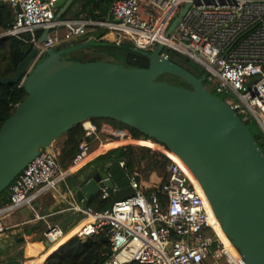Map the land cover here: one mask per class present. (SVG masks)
<instances>
[{
	"label": "built area",
	"instance_id": "built-area-1",
	"mask_svg": "<svg viewBox=\"0 0 264 264\" xmlns=\"http://www.w3.org/2000/svg\"><path fill=\"white\" fill-rule=\"evenodd\" d=\"M1 1L14 8L15 18L0 37L30 33L38 46L32 66L48 48L87 35L96 26L112 34L111 41L117 45L129 40L135 48L152 52L162 42L165 48L201 64L220 97L245 122L258 123L264 132V0H114L108 19L70 20L57 18L59 0ZM189 2L191 6L166 38L170 25ZM46 29L47 41L40 43L37 33L41 31L42 36ZM163 56L168 57L165 50ZM83 127L84 140L68 167L60 163L63 145L54 141L11 183L9 202L0 205V234L7 229L4 215L32 206L40 194L56 190L68 176L105 153L106 144L121 142V146L148 148L156 155L164 166L162 181L150 183L145 190L142 172L130 170L128 161L121 159L135 195L116 199L104 210L73 204L70 209L84 217L68 229L49 225L43 235L52 245L64 237L67 242L102 235L111 244L103 264H246L227 234L224 239L217 233L218 217L195 175L176 153L115 119H91ZM102 191L104 199L110 196Z\"/></svg>",
	"mask_w": 264,
	"mask_h": 264
},
{
	"label": "water",
	"instance_id": "water-1",
	"mask_svg": "<svg viewBox=\"0 0 264 264\" xmlns=\"http://www.w3.org/2000/svg\"><path fill=\"white\" fill-rule=\"evenodd\" d=\"M75 0H59L62 18ZM191 3L167 30V38ZM21 10V7H18ZM49 29L39 42L47 41ZM91 39L63 48H48L34 66L38 46L19 64L14 76L0 83H20L27 96L0 127V194L34 160L41 149L75 125L111 118L153 137L176 153L201 185L222 229L246 264H264V140L198 77L163 56L164 43L152 52L134 47L149 59L148 67H125L105 60L67 57ZM173 74L189 87L159 77ZM70 191L83 207L101 190L111 197L135 195L118 159H103L74 175ZM45 244L51 242L45 238ZM61 247V246H60ZM50 253L47 257L52 255ZM0 264H23L18 258Z\"/></svg>",
	"mask_w": 264,
	"mask_h": 264
},
{
	"label": "trees",
	"instance_id": "trees-1",
	"mask_svg": "<svg viewBox=\"0 0 264 264\" xmlns=\"http://www.w3.org/2000/svg\"><path fill=\"white\" fill-rule=\"evenodd\" d=\"M81 0H75L69 10H73L76 4ZM92 6L94 17L101 18L108 14L110 5L114 0H88ZM98 13L96 14V11ZM81 15L78 14L77 17ZM63 16L62 19H65ZM15 18L14 8L9 4L0 0V33H3L13 26ZM107 30L102 27H93V30L87 35L74 38L70 43H64V47L81 44L88 39L95 42L94 45L83 47L74 52H71L67 57L76 58L81 61L105 60L110 62L119 63L122 66L133 67H148L149 59L134 51V48L127 40H124L120 45L115 42L107 40L104 37ZM38 39L41 36V31L37 33ZM35 46L32 41L30 33H24L20 36L9 35L0 38V75L1 76H14L17 72L19 64L31 53ZM62 48V47H61ZM115 51H120L122 55L115 54ZM168 58L173 62L188 69L198 77L206 74L205 68L197 65L190 57L180 56L178 51L169 48L165 51ZM179 55V56H178ZM177 56L179 58H177ZM172 78V81L170 82ZM160 80L169 81L175 85L189 87L188 83L180 77L173 74H163L159 77ZM209 81V80H207ZM206 85V83H205ZM207 86V85H206ZM27 93L24 89L22 82L4 84L0 83V127L1 124L14 112L16 106L21 103ZM220 97V96H219ZM247 124L256 122H246ZM137 134H140L135 130ZM85 129L82 124L75 125L68 133L64 134V145L60 154V163L63 167H68L78 152V147L81 141L84 140ZM260 136L261 132L259 131ZM148 150V148H142ZM137 153L132 146L118 147L110 150L100 159H126L128 167L132 170L133 165L137 160ZM156 160V159H155ZM157 164L164 169L160 161ZM164 200L165 195L159 194ZM95 196L88 201V207H93L96 210H104L110 208L116 198L102 196ZM9 202V188L0 194V205ZM111 252V244L107 238L102 235H94L81 239L78 237L71 238L65 242L61 247L56 250L52 255L46 258L44 264H103L107 258V254ZM141 264V263H131Z\"/></svg>",
	"mask_w": 264,
	"mask_h": 264
},
{
	"label": "crops",
	"instance_id": "crops-1",
	"mask_svg": "<svg viewBox=\"0 0 264 264\" xmlns=\"http://www.w3.org/2000/svg\"><path fill=\"white\" fill-rule=\"evenodd\" d=\"M70 7L63 15L66 16L65 19H96V17L91 14L92 6L88 0L79 1L73 8V10H69ZM109 10L108 14L105 16L106 18H109ZM97 13L98 10L96 11V14ZM78 14H80L81 16L77 17ZM105 17H101L100 19H104ZM103 38L111 41L113 35L105 34ZM64 141L65 138L61 143H57L59 145H64ZM121 144V142H110L106 144L107 148L105 150V153L93 159L88 165H90L91 163L94 164V162L99 163L101 161L100 157L105 155L112 149L132 146L138 156L135 162V170L141 172L143 170L145 171L142 172L143 180L144 178L147 180L151 179L152 171L157 168L155 163L151 164L150 159L154 157L151 151L142 150V147L133 145L124 144L123 146H121ZM137 167H140L141 169H137ZM72 182L73 178L65 183L63 181L56 190L50 189L40 194L36 199L32 201V206H24L13 213H9L3 216V221L7 229L5 232L0 234V262L18 258L22 261L23 264H34L38 260H40L39 264H44L47 256L49 255L47 254V249L49 247H47V245L45 244V237L43 235L45 229L51 224H57L68 229V226L71 227L78 222V220L74 217V214H82L81 212L70 209L73 204L82 205V202L76 200L71 194L70 185ZM65 240L66 238L57 241L51 247L58 244H60L61 246L63 245ZM43 255L45 256L43 257Z\"/></svg>",
	"mask_w": 264,
	"mask_h": 264
},
{
	"label": "rangeland",
	"instance_id": "rangeland-1",
	"mask_svg": "<svg viewBox=\"0 0 264 264\" xmlns=\"http://www.w3.org/2000/svg\"><path fill=\"white\" fill-rule=\"evenodd\" d=\"M106 18V17H105ZM97 19H100V18H97ZM106 19H108V17L106 18ZM93 30V27H91V28H89V32L90 31H92ZM1 34V33H0ZM80 37V36H79ZM1 38V37H0ZM76 38H78V37H76ZM75 38V39H76ZM70 41L71 40H68V41H62L61 43H57L56 45H55V48L56 49H59V48H63L64 47V43L66 44H68V43H70ZM128 41V43L129 44H131L132 46H133V48H134V43L132 42V41H129V40H127ZM169 50V48H165V51H168ZM179 53V55L180 56H187V55H185V54H183V53H181V52H178ZM115 54H116V56L118 55H122V53H120V51H115ZM178 55V56H179ZM177 56V58H179ZM192 59V58H191ZM193 60V59H192ZM197 65H200L198 62H196L195 60H193ZM201 66V65H200ZM206 74H207V72H206ZM172 81V78H171V80H170V82ZM169 82V81H168ZM173 84V83H172ZM206 85H207V87L211 90V91H213L215 94H217L218 96H222V95H220L217 91H216V84L215 83H213L212 81H206ZM258 111L260 112V114L261 115H263V113L261 112V110L260 109H258ZM257 124V128H258V130L261 132V135H262V139L264 140V132L262 131V129H261V127L259 126V124L258 123H256ZM63 139H64V136H61L60 138H58L56 141L58 142V143H61L62 141H63ZM154 158L156 159V160H154ZM144 160V159H143ZM150 161H151V164L152 163H155V165H156V167L157 168H155L153 171H152V176H151V179H145L144 178V180L141 178V184H142V186L145 188V190H147L149 187H150V183H160L161 181H162V174H163V172H164V169H162L158 164H157V162L156 161H158V158H157V156L156 155H154V157L153 158H151L150 159ZM95 163V162H94ZM90 165H92V163L90 164ZM90 165H88V166H90ZM88 166H86V167H84V168H87ZM83 168V169H84ZM134 169H136V165L134 164L133 165V167H132V170H134ZM137 169H141L140 167H137ZM142 172H145L144 170L142 171ZM147 172V171H146ZM75 174H72V175H70V176H68V178L64 181V183L65 182H67V181H70L72 178H73V180H74V176ZM145 177V176H144ZM62 184V182L59 184V185H61ZM58 185V186H59ZM52 190H55V189H52ZM102 190L97 194V196H99V198H101L100 196H102ZM112 198H114V197H112ZM93 208V207H92ZM94 210H96L95 208H93ZM74 217L78 220V221H80L83 217H84V214H74ZM68 228H70V226H68ZM225 264V263H224Z\"/></svg>",
	"mask_w": 264,
	"mask_h": 264
},
{
	"label": "bare ground",
	"instance_id": "bare-ground-1",
	"mask_svg": "<svg viewBox=\"0 0 264 264\" xmlns=\"http://www.w3.org/2000/svg\"><path fill=\"white\" fill-rule=\"evenodd\" d=\"M85 124L88 125L89 123L86 122ZM141 144H145V143H141ZM173 156L176 158L175 155H173ZM198 186H199V188L202 190L201 185L198 184ZM215 227H216V231H217V233H218L221 237H223L224 239H226V234H225L224 230L222 229L221 225H220L219 223L215 222ZM65 238H67V237H64L63 239H65ZM63 239H62V240H63ZM59 248H60V244H58V245H54L53 247L50 248V250H49V252H48L47 254H50V253H52V252H55V251L58 250ZM37 249H39V248H37ZM44 256H45V255H43V257H44ZM41 259H42V258H41ZM39 263H40V260H38V261H37L36 263H34V264H39Z\"/></svg>",
	"mask_w": 264,
	"mask_h": 264
}]
</instances>
